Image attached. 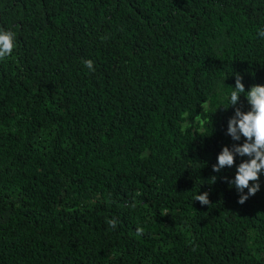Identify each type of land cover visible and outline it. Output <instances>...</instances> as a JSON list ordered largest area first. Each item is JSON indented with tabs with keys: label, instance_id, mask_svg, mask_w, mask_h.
I'll use <instances>...</instances> for the list:
<instances>
[{
	"label": "trees",
	"instance_id": "obj_1",
	"mask_svg": "<svg viewBox=\"0 0 264 264\" xmlns=\"http://www.w3.org/2000/svg\"><path fill=\"white\" fill-rule=\"evenodd\" d=\"M0 30V264H264V175L241 205L212 171L264 0H0Z\"/></svg>",
	"mask_w": 264,
	"mask_h": 264
},
{
	"label": "clouds",
	"instance_id": "obj_2",
	"mask_svg": "<svg viewBox=\"0 0 264 264\" xmlns=\"http://www.w3.org/2000/svg\"><path fill=\"white\" fill-rule=\"evenodd\" d=\"M258 35L260 39H264V31H260ZM15 47V34L12 31L0 30V60L10 57ZM84 63L87 69L95 71L92 60H86ZM242 95L250 106L247 111L235 107ZM224 98L229 107H235L234 114L228 120L226 135L234 142H243L233 143L231 147L225 145L218 153L212 171L219 173L225 167L235 166V175L227 182L237 191V203L243 205L262 187L260 178L264 175V85L257 84L246 91L242 79L238 77L232 91ZM237 158H241L239 164H236ZM194 200L202 206L209 205V193H198ZM110 223L114 226V222Z\"/></svg>",
	"mask_w": 264,
	"mask_h": 264
}]
</instances>
